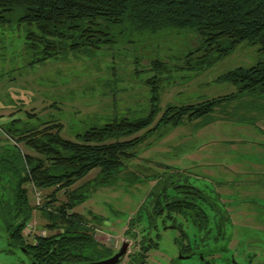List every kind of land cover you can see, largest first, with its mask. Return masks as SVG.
Returning a JSON list of instances; mask_svg holds the SVG:
<instances>
[{
	"label": "trees",
	"instance_id": "obj_1",
	"mask_svg": "<svg viewBox=\"0 0 264 264\" xmlns=\"http://www.w3.org/2000/svg\"><path fill=\"white\" fill-rule=\"evenodd\" d=\"M15 9L20 10L18 18L25 24L24 40L31 54L30 65L68 55L92 56L125 44L134 47L133 72H149L142 78L148 89L144 105L131 112L112 113L104 122L75 132L72 139L60 134V122L50 119L31 122L29 118L34 115L29 113L27 119L13 117L0 124V134L14 139V143L0 149V221L8 240L23 242V229L32 209H41L47 219L44 226L55 229L33 236L35 243L31 247L35 255L44 257L43 264L72 263L82 258L83 249L100 250L103 255L109 252L95 247L93 227L80 213L70 209L92 189L109 183L122 161L134 155L132 147L157 126H175L183 119L200 117L202 125L215 118V107L242 95L262 99L242 104L264 110V0H0L1 18ZM180 31L192 32L193 40L171 62L161 56L160 42L166 35ZM241 41L256 45L260 57L250 65L229 68L214 78L233 85V91L193 103H166L149 126L159 110L162 82L171 80L173 71L199 72L229 54ZM142 51H148L146 69L138 67ZM237 114L233 116L236 120L249 122L248 119L252 123L255 119L254 115ZM141 129H144L142 133L132 136ZM17 142L34 153L22 152ZM92 168L98 170L91 179L69 188ZM188 176L177 170L161 179L155 178L145 200L129 218V224L140 223L144 208L151 209L146 213L152 218L163 212L172 217L173 212L190 211L194 223L206 224L208 217L200 204L213 195L194 185ZM25 183L52 189L41 205H31ZM59 189L64 200L54 205L55 192ZM91 216L100 219L95 213ZM132 235H136L135 230ZM157 237L158 234L141 235L144 244L142 252L133 254L134 264L143 262V251L155 247ZM180 237H186L182 229Z\"/></svg>",
	"mask_w": 264,
	"mask_h": 264
},
{
	"label": "rangeland",
	"instance_id": "obj_2",
	"mask_svg": "<svg viewBox=\"0 0 264 264\" xmlns=\"http://www.w3.org/2000/svg\"><path fill=\"white\" fill-rule=\"evenodd\" d=\"M19 14L20 10L15 9L0 17V124L13 117L24 119L29 113V116L34 115L29 118L31 122L37 119L60 122V134L72 139L75 132L90 124L104 122L112 113L131 112L144 105L148 89L142 78L149 72H133L134 47L115 45L92 56L68 55L30 65L31 54L24 40L25 24L18 18ZM192 40L193 34L189 31L166 35L160 42V54L172 62L185 52ZM147 52L142 51L138 58L141 69H146ZM259 57L256 45L241 41L229 54L199 72L173 71L174 77L162 82L159 110L149 126L154 124L166 103H193L233 91V85L214 78L229 68L250 65ZM252 99L249 95L230 99L222 107H215V118L202 125L199 123L202 117L190 121L183 119L175 126L160 124L132 147L134 155L122 161L109 183L92 189L70 211L80 213L93 227L92 235L96 240L107 245L119 244L124 236L126 219L153 184V175L165 176L170 171L181 170L189 175L187 179L194 185L215 196V202L227 210L229 219L217 224L218 213L209 203L202 204L209 219L207 229L198 227L189 216L180 213L173 214V218L159 217L155 226L148 230L158 237L157 246L148 252L146 264L201 263L199 254L189 252L187 257L180 256L178 247L187 242L193 250L213 246L214 253L208 256L214 259L228 254L230 248H219L229 242V246L237 248L235 255H238V248L242 255L255 252L253 258L257 256L264 264V176L260 174L264 170V110L242 104L247 102L249 105ZM252 101L261 102L262 99ZM237 113L254 115L255 119L252 123L248 119L249 122L236 120L233 116H239ZM227 115L232 117L226 118ZM143 131L141 129L132 136ZM0 136V149L2 145L14 143L13 137ZM16 145L22 152L34 153L22 142ZM238 167L243 171L236 173ZM97 170L90 169L69 188L91 179ZM24 186L31 205H34V187L39 192V205L52 189L32 187V183ZM55 197L54 205L64 200L62 189L55 192ZM92 213L101 218L94 219ZM46 220L41 209L33 208L28 220L30 228L25 231L26 240H31L33 234L53 232L54 228L44 226ZM141 224L146 225L145 218ZM178 225L187 237L175 241ZM218 231L221 232L219 235ZM8 249L0 221V264L26 261L20 248ZM216 260L222 263L223 259Z\"/></svg>",
	"mask_w": 264,
	"mask_h": 264
},
{
	"label": "flooded vegetation",
	"instance_id": "obj_3",
	"mask_svg": "<svg viewBox=\"0 0 264 264\" xmlns=\"http://www.w3.org/2000/svg\"><path fill=\"white\" fill-rule=\"evenodd\" d=\"M178 171H181V170H178ZM155 178L156 179L157 178L161 179L162 176L161 175H156V176L153 175L154 182H155ZM150 186H149V188H150ZM149 188H148V190H149ZM146 194H147V192L144 194V197H143L142 201L139 203V205L143 203V200H145ZM214 198H215V196L213 195V197H211L210 200L201 203L200 206L203 208L202 204H205V203L211 204L213 206V208L216 209V213H218V219H219V221L217 222V224H218V223H221V221H223V220H228L229 219V215H228V212H227V210L225 208L224 209H221L220 208L219 203H216ZM217 198H218V200H220L219 196ZM135 210L127 217L126 223H125L126 224V227H125V229L123 231L124 236H122V237L126 241L125 251H124L122 257L120 258V260L118 262L113 263V264H134V263H136V259L133 257V254L140 252L141 251V247L144 244V241L141 242V235L142 234H147V235H149L151 237H154L156 233L153 234V235H151L149 233V231H148L149 230V227L155 226V222H156V220L159 217H166L165 213L163 212L158 217L152 218V217L148 216V214L146 213V212H151V209H149V208L145 209L144 208V209H142V213H143L142 215H143V217L141 218L140 223L138 225L131 226L128 221H129V218L131 216L133 217V214H134ZM173 214H175V212H173L171 214L172 217H169V218H173ZM180 214L189 216L191 218V220L193 218L190 211H185V213H180ZM100 218H101V216H100ZM144 218L146 219V225H142L141 224V221ZM208 220H207L206 224H201V225H198L197 223H195V224L198 227H202L204 229H207L208 228L207 224L209 222ZM28 224H30V223L27 222L26 225L24 226V228ZM141 227L143 229L140 231L139 229H141ZM180 229H182V228L178 225V231H179V233H178V237L175 238V241H179V240L185 239L187 237V235H186V237H180ZM134 230L136 231V235L133 237L132 233H133ZM219 233H221V232L218 231L217 234L219 235ZM26 234H27V232L25 233V231L23 229L24 241L23 242H20L19 240H8L7 239V235L5 233L6 243H7L8 248H9L8 250H11V248H13V247H18V248H20L25 253L26 261L25 262H22L21 264H32V263H34V264H43L44 257L43 256H37V255H35V250H34V248L31 247L35 243V241L33 240L34 234H33L31 240H26V237H25ZM121 239L119 240V244H114V245H107V244H105L103 242H100V241H98V240L95 239V241H96V246L95 247H97V248L103 247V248H105V253L108 252V251L109 252L106 253L105 255H103L100 250H96V249L95 250H91V249H88L86 251L85 249H83L82 250V253H81V257L82 258H80L79 260L74 261L72 263H69V264H75V263H81V262H88V261H94V260H99V259L105 258V257L111 255L112 253H114L118 249V247L120 246V243H121ZM130 240H131V242H130ZM156 246H157V244H156ZM155 247H151V248H155ZM151 248H148L146 251H143V253H144V255H143V262H141L139 264H146L147 263L148 252H149V250ZM181 248H183L182 251H181ZM189 248L190 247H189L188 242L186 244H183L182 246H179L178 247V250H179L180 256H183V255H187L188 256L190 254L189 252L195 253V254H199L200 255V258L202 260V262L199 263V264H261L260 263V259L257 256L255 258H253L255 252H251L249 254L248 253H245V255H242L241 249L238 248V251H237L238 255H235L234 254V250H236L237 248L234 245L229 246V242L226 244L225 247H222L221 246L219 248L221 250L222 249H228V248H230L227 255L220 256V257L216 258V259H223L222 260V263L221 262H218L212 256H208V254L211 255L212 253H214L212 251L213 246L212 247L211 246H205V247H203V249H197V250H193V249H189ZM86 252H93L94 254L86 256L87 255ZM204 252H206L207 254L204 255L203 254ZM187 256H183V257H187Z\"/></svg>",
	"mask_w": 264,
	"mask_h": 264
},
{
	"label": "water",
	"instance_id": "obj_4",
	"mask_svg": "<svg viewBox=\"0 0 264 264\" xmlns=\"http://www.w3.org/2000/svg\"><path fill=\"white\" fill-rule=\"evenodd\" d=\"M125 246H126V241L122 237L120 246L111 255H109L105 258L99 259V260L81 262V263H75V264H113V263L118 262L120 260V258L122 257V255L125 251ZM183 256H187V255H183ZM32 264H34V263H32Z\"/></svg>",
	"mask_w": 264,
	"mask_h": 264
},
{
	"label": "built area",
	"instance_id": "obj_5",
	"mask_svg": "<svg viewBox=\"0 0 264 264\" xmlns=\"http://www.w3.org/2000/svg\"><path fill=\"white\" fill-rule=\"evenodd\" d=\"M35 185H33L32 187H34ZM35 188V187H34ZM33 188V191H32V196H33V200H34V205H39L40 204V201H39V192ZM30 228V224H28L25 228H24V231H28ZM38 234H44V233H38Z\"/></svg>",
	"mask_w": 264,
	"mask_h": 264
},
{
	"label": "crops",
	"instance_id": "obj_6",
	"mask_svg": "<svg viewBox=\"0 0 264 264\" xmlns=\"http://www.w3.org/2000/svg\"><path fill=\"white\" fill-rule=\"evenodd\" d=\"M263 131V130H262ZM264 132V131H263ZM261 158L263 159V157L261 156ZM264 160V159H263ZM262 164V163H261ZM254 165H257V162H254ZM243 168H237V170H236V173H238V172H242L243 170H242ZM253 169H255V168H253ZM260 174L262 175V176H264V170L263 171H261L260 172Z\"/></svg>",
	"mask_w": 264,
	"mask_h": 264
}]
</instances>
